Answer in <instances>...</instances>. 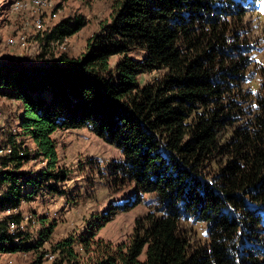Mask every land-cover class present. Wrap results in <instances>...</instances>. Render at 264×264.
<instances>
[{"label": "trees", "instance_id": "trees-1", "mask_svg": "<svg viewBox=\"0 0 264 264\" xmlns=\"http://www.w3.org/2000/svg\"><path fill=\"white\" fill-rule=\"evenodd\" d=\"M258 4L264 0H114L111 22L82 56L62 52L39 69L0 62V96L21 112L10 117L13 130L8 121L0 128V148L12 149L0 157V214L22 209L0 221V255L47 259L55 221L28 213L26 232L15 233L7 221L20 225L23 206L47 182L69 178L53 135L87 130L121 152L110 175L133 185L132 204L156 200L129 243L95 240L108 216L89 225L80 242L96 264H264V65L253 91L245 21ZM86 25L68 18L52 37L60 43ZM38 160L40 172L24 170ZM35 219L41 230L27 242ZM190 220L207 225L204 244L192 242ZM73 245L63 240L52 253L76 260Z\"/></svg>", "mask_w": 264, "mask_h": 264}, {"label": "rangeland", "instance_id": "rangeland-1", "mask_svg": "<svg viewBox=\"0 0 264 264\" xmlns=\"http://www.w3.org/2000/svg\"><path fill=\"white\" fill-rule=\"evenodd\" d=\"M13 1L0 0V59L21 64L27 69L49 67L57 62L62 52L73 58L85 54L93 36L102 34V28L111 22L114 3V0H50L52 8L44 14L45 32H37L31 23L28 48L21 50L8 46L6 41L22 30L23 23L34 21L33 17L16 15L12 9ZM78 16L83 17L87 25L66 39V51L59 50V41L52 37L55 28L64 20ZM245 21L249 40L254 47L250 69L252 84L249 87L256 91L261 82L258 71L264 65V5L258 4L252 8ZM115 61L113 59V63ZM157 76L158 73L145 74L141 82L148 83ZM0 108L7 114V121L11 122L8 124L9 131L13 130L11 118L19 112L18 103L0 96ZM4 122L5 119H0V125ZM53 139L60 166L68 171L69 178L65 182H47L39 195L23 206V211L57 223L51 241L43 249L49 252L43 264H96L98 255L94 251H84L83 241L80 242L81 236L89 232V225L98 228L104 216H108L110 221L98 232L95 240H102L113 247L129 243L136 220L154 213L156 200L152 195H144L138 205L132 204L136 197L133 185L119 186L110 175V165L123 159L121 152L89 131H58ZM43 168L45 162L38 160L28 163L24 170L38 173ZM35 220L29 225L27 242L37 239L41 230L40 223ZM184 228L190 232L194 244L202 245L207 241L205 223L190 220L184 224ZM70 239L74 241L73 248L78 256L76 260L69 261L60 253H52L53 246ZM38 253L2 254L0 264H33ZM51 256H54L53 259Z\"/></svg>", "mask_w": 264, "mask_h": 264}, {"label": "built area", "instance_id": "built-area-1", "mask_svg": "<svg viewBox=\"0 0 264 264\" xmlns=\"http://www.w3.org/2000/svg\"><path fill=\"white\" fill-rule=\"evenodd\" d=\"M52 8V3L50 0H14L12 3V9L13 12L20 16V17H33L32 20L34 22H25L22 24V30L18 32L15 36L10 37L7 39V44L10 47H18L21 50H26L28 48L29 42V32L31 23H33V27L35 30L39 33L45 32V17L44 14L46 10ZM66 39L58 44L59 50L66 51ZM0 62H6L2 59H0ZM15 102V101H12ZM0 119H5L4 124L0 125V128L4 129L6 122L8 120L7 114L3 112V110L0 108ZM12 153L11 147H2L0 148V157L9 155ZM22 212V209L19 208L17 210H14L13 212L7 211L4 214H0V221H4L5 217L11 216L12 214H19ZM23 221L20 225H17L14 221L8 220L7 225L9 227V230L11 233H15L16 230H20L22 232H26V224L32 220V216L28 213L22 214ZM54 256H51L50 258L53 259Z\"/></svg>", "mask_w": 264, "mask_h": 264}, {"label": "crops", "instance_id": "crops-1", "mask_svg": "<svg viewBox=\"0 0 264 264\" xmlns=\"http://www.w3.org/2000/svg\"><path fill=\"white\" fill-rule=\"evenodd\" d=\"M21 112L19 111L17 115H19Z\"/></svg>", "mask_w": 264, "mask_h": 264}]
</instances>
